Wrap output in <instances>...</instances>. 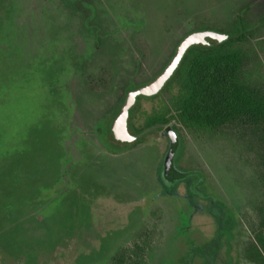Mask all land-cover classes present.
Returning a JSON list of instances; mask_svg holds the SVG:
<instances>
[{"label": "rangeland", "instance_id": "rangeland-1", "mask_svg": "<svg viewBox=\"0 0 264 264\" xmlns=\"http://www.w3.org/2000/svg\"><path fill=\"white\" fill-rule=\"evenodd\" d=\"M239 17L229 48L264 94V0H0V264H264L255 129L184 123L178 82L139 99L131 133L166 118L178 135L189 177L172 184L165 130L119 146L110 131L186 35Z\"/></svg>", "mask_w": 264, "mask_h": 264}, {"label": "trees", "instance_id": "trees-1", "mask_svg": "<svg viewBox=\"0 0 264 264\" xmlns=\"http://www.w3.org/2000/svg\"><path fill=\"white\" fill-rule=\"evenodd\" d=\"M239 19V28L236 30L220 31L229 35L226 42L216 44V42L211 41V46L197 45L191 47L179 69L162 92L173 83H180L182 94L175 102L174 107L184 123L195 127L213 128L242 123L260 134L264 154V94L251 89L243 82L241 78L243 55L239 50L229 48L235 42H239L249 31L247 25L244 24V19L241 17ZM141 98L145 97L139 99ZM136 105L130 113L129 129L130 121H132V116L137 108ZM157 124H168V120L162 118L157 122L150 121L147 129ZM158 130L165 129L159 128ZM167 130L174 129L169 127ZM167 130H165L166 133ZM142 132L137 131L133 134ZM111 140L119 146L120 143L113 139L112 133ZM183 174L185 176L180 179H168L166 176L165 178L172 184L189 177L187 174ZM196 186L192 185L194 190ZM162 192L165 195L170 194L166 187L163 188ZM173 192L171 190V194ZM117 262L119 264V261L116 260V264Z\"/></svg>", "mask_w": 264, "mask_h": 264}, {"label": "water", "instance_id": "water-1", "mask_svg": "<svg viewBox=\"0 0 264 264\" xmlns=\"http://www.w3.org/2000/svg\"><path fill=\"white\" fill-rule=\"evenodd\" d=\"M228 39V34L211 30L194 31L186 35L179 42L172 58L153 80L135 89H131L126 93L125 100L111 125L113 139L121 144H132L146 133L159 128L165 130L169 128L168 124H157L140 134H133L129 129L131 110L135 107L140 97L153 98L162 92L179 69L184 57L191 47L197 45L211 46V41L216 42V44H222ZM167 136L170 140V148L165 159V176L168 179L183 178L185 175L175 170L173 165L174 155L179 143L178 135L174 130H167Z\"/></svg>", "mask_w": 264, "mask_h": 264}, {"label": "flooded vegetation", "instance_id": "flooded-vegetation-1", "mask_svg": "<svg viewBox=\"0 0 264 264\" xmlns=\"http://www.w3.org/2000/svg\"><path fill=\"white\" fill-rule=\"evenodd\" d=\"M167 130V129H166ZM137 142V141H136ZM135 143V142H134ZM130 145V144H129ZM176 170V169H175Z\"/></svg>", "mask_w": 264, "mask_h": 264}]
</instances>
